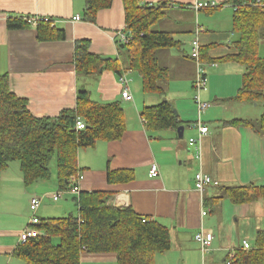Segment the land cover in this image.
Instances as JSON below:
<instances>
[{
	"label": "crops",
	"instance_id": "0c3cea01",
	"mask_svg": "<svg viewBox=\"0 0 264 264\" xmlns=\"http://www.w3.org/2000/svg\"><path fill=\"white\" fill-rule=\"evenodd\" d=\"M162 1H168V7L155 29L171 33L180 42L177 48L157 52L160 66L168 71L167 79L161 83L164 96L143 93L140 76L126 71L127 60L124 51L119 49L118 36L125 30L121 0H114L109 9L100 11L93 23L84 18L83 0H0V74L8 75L11 91L27 101L36 117H56L65 109H74L80 91H86L99 104L118 102L124 111L126 131L119 141H100L78 152L77 163L82 175L79 193H107L112 207H130L137 215L150 217L167 227L170 251L157 255L154 264H226L229 251L239 249L244 241L249 244L246 231L237 225L248 223L251 227L253 223L257 229L264 221L261 200L238 206L224 195L226 188L248 184L264 186V138L249 127L227 123L256 121L261 116L257 108L264 105L235 101L244 69L235 62L220 61L233 54L238 39L232 26L233 0L144 2L152 6ZM205 2L222 6L214 10L195 9V5ZM77 16L81 21H74ZM9 17L52 19L64 31L65 39L39 42L35 26L8 29ZM195 36L205 51L201 63L206 85L199 98L209 107L202 112L194 102L197 67L190 51ZM80 40L89 41L91 54L100 56L104 62L117 61L120 70L127 72L132 102L121 99L118 74L112 68L92 76L76 72L74 46ZM263 46L264 41L258 48L259 57ZM163 99L174 108L180 123L177 129L182 128L181 131H149L143 123L142 109L158 105ZM201 126L207 127L208 133L201 138L198 158L189 140L198 138ZM152 164L158 167L155 178L148 176ZM117 170L132 171L134 179L108 184L107 173ZM199 170L212 180L202 193L194 187V176ZM58 190L56 170L50 180L31 188L24 186L17 163H11L2 173L0 264H24L12 252L29 221L31 196H44L39 210L50 208V215L60 218L71 210L72 203L76 206L77 197L71 193L53 202L49 195ZM66 195L70 199L64 200ZM203 211L207 213L205 216L201 215ZM201 232H210L213 237L210 250L204 256L194 238ZM261 233L264 236V231H259L256 240ZM80 264L117 262L112 254L84 253Z\"/></svg>",
	"mask_w": 264,
	"mask_h": 264
},
{
	"label": "trees",
	"instance_id": "16d2710c",
	"mask_svg": "<svg viewBox=\"0 0 264 264\" xmlns=\"http://www.w3.org/2000/svg\"><path fill=\"white\" fill-rule=\"evenodd\" d=\"M83 1L84 18L93 23L97 14L109 9L114 0ZM121 1L124 32L129 35L127 42L119 46L127 60L126 71L140 76L143 93L164 96L161 83L167 79L168 71L160 66L157 52L180 46L171 33L155 29L166 15L168 1L152 6L145 0ZM231 4L234 9L232 26L238 39L233 54L220 61L235 62L244 69L242 86L234 100L264 105V59L258 56L259 45L264 41V0H233ZM53 22L51 19L37 23L39 42L65 39L64 31ZM30 26L21 17L7 19L10 30ZM204 52L200 48V59L205 56ZM73 59L76 72L85 76L99 75L108 68L118 75L122 73L117 61L104 62L100 56L91 54L87 40L75 43ZM140 117L149 131L180 126L174 108L166 101L144 107ZM77 119L84 122V130L75 129ZM227 124L249 127L264 138V113L256 121L233 120ZM125 131L120 104L96 103L86 91L78 92L74 109H65L56 117H36L27 101L11 91L8 75L0 74V178L11 163L17 162L24 186L31 188L50 180V164L54 161L58 188L70 189L81 173L78 152L100 141H119ZM133 179L130 170L107 173L108 184H123ZM224 195L234 205L261 200L264 207V186L248 184L226 188ZM109 199L110 195L103 192H80L74 199L78 208L76 216L39 219L36 229L40 235L18 245L12 256L24 264H80L84 253L112 254L117 264H154L157 255L170 251L167 227L150 217L137 215L130 207H112ZM144 219L148 221L143 222ZM234 252L230 264H264L263 234L249 250L240 247Z\"/></svg>",
	"mask_w": 264,
	"mask_h": 264
},
{
	"label": "built area",
	"instance_id": "2783aa9c",
	"mask_svg": "<svg viewBox=\"0 0 264 264\" xmlns=\"http://www.w3.org/2000/svg\"><path fill=\"white\" fill-rule=\"evenodd\" d=\"M217 7V5L213 2H205L202 4H198L195 5V9H210V8H214ZM24 20H26L31 26H36L37 23L39 21H43V22H49L51 19L49 18H24ZM74 21H81L80 17H75ZM54 24V22H53ZM119 39L121 44L126 43L127 42V38H128V33H125L124 31L121 33H118ZM200 44H199V40L198 37L195 36L194 39L191 42V51H190V57L191 59H193L196 63V67H197V71H196V78L195 81L193 83L194 85V90L196 92V95L194 97V102L198 107V110L200 112L206 110L209 107L208 103H204L200 101L199 98V93L200 91L205 87L206 85V77H205V71L202 67V63H201V59H200ZM118 83L120 85V97L123 101L126 102H132L133 98L130 92V80L128 79V74L126 71H122L121 74L118 75ZM76 130H84L85 129V124L81 119H77L76 121V126H75ZM208 133V128L201 126L199 127V135L197 139H190L189 143L191 146L195 147L196 150V154L197 157L200 158V141L201 138H203L206 134ZM148 176L150 178H155L158 176V167L156 164H152L149 168L148 171ZM82 179V175H78L77 177V181H76V185H74L72 188L67 189V190H58L55 193H51L50 199L53 202H57L60 199H62V196L66 193H71L73 195H75L76 197H78L79 195V189H78V183L79 181ZM212 183V180L210 179V177L206 174H204L201 170H199L195 176H194V187L196 189L197 192L202 193L204 190V187L206 185H209ZM44 196H37V195H33L31 196L30 200H29V212H30V218L29 221L27 223V226L22 230V232L20 233L19 237H18V242H17V246L26 243L28 240L35 238L37 236L40 235V232L38 231V229H36V226L39 225L40 221L38 218V210L41 206V202ZM207 213L205 211H203L201 213L202 216H205ZM150 220H152V218H149ZM148 221V219H144L143 222ZM195 240L199 243L200 245V251L202 256H204L206 253L209 252L210 250V246H211V242H212V234L210 232H207L206 234H204L203 232L198 233L197 235H195ZM241 248L243 250H249L251 247L250 245L244 241L242 243ZM234 250L229 251L228 255H227V262L226 264H230L231 260L233 259L234 256Z\"/></svg>",
	"mask_w": 264,
	"mask_h": 264
},
{
	"label": "rangeland",
	"instance_id": "374dc122",
	"mask_svg": "<svg viewBox=\"0 0 264 264\" xmlns=\"http://www.w3.org/2000/svg\"><path fill=\"white\" fill-rule=\"evenodd\" d=\"M188 36L189 35H186V37H188ZM260 57L264 59V46L260 50ZM260 105H262V104H260ZM257 113H259V114L262 115L264 113V108L262 106H259L257 108ZM15 163H17V162H15ZM50 171H51V173L55 171L54 161H52L51 164H50ZM63 199L64 200L65 199H70V197L66 195V196L63 197ZM61 201H63V200H61ZM61 201L59 203H57V205L58 204H61ZM71 205H72L71 210L68 211V212H66L64 215H62V217L63 216H69L71 214L73 216H75L77 214V208H76V206L73 203ZM42 213H43V216H42ZM50 214H51V209L50 208H46L44 210H42V209L39 210L37 216L38 217L39 216H42V219L54 218V217L55 218H60L61 217V216L57 217L56 215H50ZM30 217L31 216H30V213H29V215L27 217V220H29ZM237 226H238L239 229L241 227V229H243V230L246 231V233H245L246 234L245 235L246 237L245 238L247 239V241L249 242V244H250L251 247H253L254 244H255V240H256V237L258 235V232L259 231H264V221H262V224H261L260 228H257V229L253 227V223H251V227H250V225L248 223H240V225H237ZM247 229H249V231H247ZM226 262H227V258H226Z\"/></svg>",
	"mask_w": 264,
	"mask_h": 264
},
{
	"label": "water",
	"instance_id": "95a60500",
	"mask_svg": "<svg viewBox=\"0 0 264 264\" xmlns=\"http://www.w3.org/2000/svg\"><path fill=\"white\" fill-rule=\"evenodd\" d=\"M103 60H107V58H103ZM163 102L166 101L165 99L162 100ZM178 132L182 130V128L177 129Z\"/></svg>",
	"mask_w": 264,
	"mask_h": 264
},
{
	"label": "bare ground",
	"instance_id": "6f19581e",
	"mask_svg": "<svg viewBox=\"0 0 264 264\" xmlns=\"http://www.w3.org/2000/svg\"><path fill=\"white\" fill-rule=\"evenodd\" d=\"M195 91V90H194ZM200 94V93H199Z\"/></svg>",
	"mask_w": 264,
	"mask_h": 264
}]
</instances>
